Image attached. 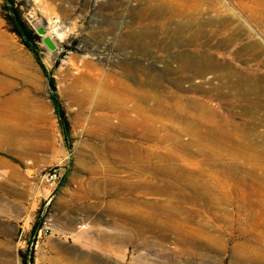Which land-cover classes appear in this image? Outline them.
Listing matches in <instances>:
<instances>
[{"label":"rangeland","instance_id":"374dc122","mask_svg":"<svg viewBox=\"0 0 264 264\" xmlns=\"http://www.w3.org/2000/svg\"><path fill=\"white\" fill-rule=\"evenodd\" d=\"M18 1L71 130L0 6V264H264V86L225 75L264 85V0ZM121 147L166 174L107 164Z\"/></svg>","mask_w":264,"mask_h":264},{"label":"trees","instance_id":"16d2710c","mask_svg":"<svg viewBox=\"0 0 264 264\" xmlns=\"http://www.w3.org/2000/svg\"><path fill=\"white\" fill-rule=\"evenodd\" d=\"M0 6L2 17L6 21L10 31L13 32L19 38L24 47L31 52L46 77L49 89V97L55 109L60 131L66 139V145H69V141L67 140L71 130L70 124L59 100V96L56 91L55 79L52 74L47 71L40 58V47L38 44V42L41 40V33L38 32L40 28L35 30L27 23L23 16L22 1L1 0ZM48 43L50 44L51 42ZM37 229L38 223L33 225L30 234L35 236L37 234ZM20 256L23 263L26 264L31 262L33 260V247L31 246L30 248H26L24 251H20Z\"/></svg>","mask_w":264,"mask_h":264},{"label":"bare ground","instance_id":"6f19581e","mask_svg":"<svg viewBox=\"0 0 264 264\" xmlns=\"http://www.w3.org/2000/svg\"><path fill=\"white\" fill-rule=\"evenodd\" d=\"M188 62L192 65H195V63H198L199 65L202 66L200 68H209V67L213 66V64L209 61L204 63V62H201L200 60H195L194 58H191L190 60L188 59ZM202 73H203V70L198 71V75H201ZM225 75L228 79L232 80V88L236 91L239 90V91H244V93L256 94L257 92L261 91L263 86H264L262 84L260 86H257L256 82L253 84L252 83L253 78L250 75L242 74L237 70H232V69L226 70ZM261 81H259V83ZM127 91H129V90H127ZM171 116L175 117L176 115L171 114ZM123 125H124V127L126 126L125 124H123ZM7 131H8V129L6 128V126H4V124L0 121V142L1 143L3 142V138L7 134ZM111 155L114 156L115 158H104V160L107 164L110 161H118L119 163H123L124 166L132 169L133 172L145 171V172H148V173L153 174V175H164V174H166V172L160 168L158 163H154V162L150 161V159H148V160L147 159H140V157L137 156L134 153V151L130 148L121 147V148L111 152ZM142 158H149V157L144 156Z\"/></svg>","mask_w":264,"mask_h":264},{"label":"crops","instance_id":"0c3cea01","mask_svg":"<svg viewBox=\"0 0 264 264\" xmlns=\"http://www.w3.org/2000/svg\"><path fill=\"white\" fill-rule=\"evenodd\" d=\"M130 89H126V91ZM111 92V89L108 90V88L106 89V92ZM116 91V90H115ZM117 92V91H116ZM112 94V93H111ZM114 94V93H113ZM108 101V104H109V108L110 107H113L116 106V105H113V103H115V99H113L111 97V99H106ZM117 107V106H116ZM155 107V106H154ZM153 107V108H154ZM127 108L131 111H134V112H137V111H141L139 108L135 107V106H127ZM154 110V109H153ZM152 110V111H153ZM143 111V110H142ZM145 112V111H143ZM106 121H110L108 120L107 118H105ZM121 122V123H120ZM119 123V124H118ZM125 124L126 126L124 127ZM120 125V126H119ZM108 129L111 131V132H124V133H130V132H134L135 129L133 128V125L132 124H129L128 123H123V121H118L116 124L113 123V127L112 126H108ZM129 146H135V145H129ZM137 147V146H136ZM8 166H10L7 162H4L3 160H0V171L3 170V168H7ZM27 191H29L31 189L30 185L26 187Z\"/></svg>","mask_w":264,"mask_h":264},{"label":"built area","instance_id":"2783aa9c","mask_svg":"<svg viewBox=\"0 0 264 264\" xmlns=\"http://www.w3.org/2000/svg\"><path fill=\"white\" fill-rule=\"evenodd\" d=\"M58 172L56 169H50L41 174V180L45 181L50 186H53L58 180Z\"/></svg>","mask_w":264,"mask_h":264},{"label":"water","instance_id":"95a60500","mask_svg":"<svg viewBox=\"0 0 264 264\" xmlns=\"http://www.w3.org/2000/svg\"><path fill=\"white\" fill-rule=\"evenodd\" d=\"M38 32L41 33V34L43 33L41 29H39ZM43 40H44V42H45L46 44H49L48 42H50V41H49V38H47V37H45ZM49 45H50V44H49Z\"/></svg>","mask_w":264,"mask_h":264}]
</instances>
